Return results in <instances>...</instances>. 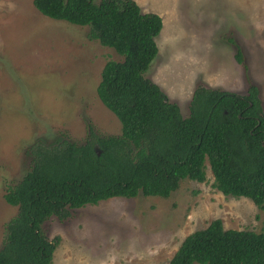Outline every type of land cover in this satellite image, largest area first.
Instances as JSON below:
<instances>
[{
    "label": "rangeland",
    "instance_id": "1",
    "mask_svg": "<svg viewBox=\"0 0 264 264\" xmlns=\"http://www.w3.org/2000/svg\"><path fill=\"white\" fill-rule=\"evenodd\" d=\"M133 1L162 23L144 76L183 117L197 86L242 96L250 85L264 116V0ZM120 59L87 26L46 17L31 0H0V244L16 212L3 193L29 168L28 145L119 134L95 86L103 64ZM211 183L205 163L203 181L183 178L167 197L112 196L61 220L50 215L41 230L58 243L48 264H166L187 233L213 218L225 229L264 230V207Z\"/></svg>",
    "mask_w": 264,
    "mask_h": 264
},
{
    "label": "trees",
    "instance_id": "2",
    "mask_svg": "<svg viewBox=\"0 0 264 264\" xmlns=\"http://www.w3.org/2000/svg\"><path fill=\"white\" fill-rule=\"evenodd\" d=\"M42 15L74 26L111 48L95 93L118 123V135L88 133L77 145L57 136L35 139L29 168L3 193L16 206L5 224L0 264H48L58 236L41 223L50 215L112 196L167 197L183 178L203 181L224 196L248 197L264 207V116L256 89L246 95L197 86L185 117L144 76L157 53L161 18L133 0H31ZM235 59L241 64V53ZM166 264H264V230L225 229L217 218L187 233Z\"/></svg>",
    "mask_w": 264,
    "mask_h": 264
}]
</instances>
